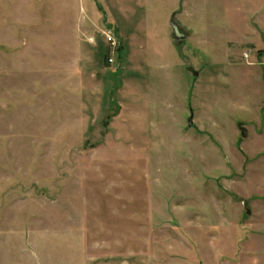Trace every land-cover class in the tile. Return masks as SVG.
Segmentation results:
<instances>
[{
    "label": "rangeland",
    "instance_id": "374dc122",
    "mask_svg": "<svg viewBox=\"0 0 264 264\" xmlns=\"http://www.w3.org/2000/svg\"><path fill=\"white\" fill-rule=\"evenodd\" d=\"M0 264H264V0H0Z\"/></svg>",
    "mask_w": 264,
    "mask_h": 264
},
{
    "label": "water",
    "instance_id": "95a60500",
    "mask_svg": "<svg viewBox=\"0 0 264 264\" xmlns=\"http://www.w3.org/2000/svg\"><path fill=\"white\" fill-rule=\"evenodd\" d=\"M170 23H171V26L173 27V34H174V38L176 40H183V39L187 38V36H188L187 33L182 32L180 30V27H179L178 23L175 21V15L172 16ZM189 125L190 126L192 125V118L189 121ZM242 136L243 137L247 136L246 128H242Z\"/></svg>",
    "mask_w": 264,
    "mask_h": 264
},
{
    "label": "built area",
    "instance_id": "2783aa9c",
    "mask_svg": "<svg viewBox=\"0 0 264 264\" xmlns=\"http://www.w3.org/2000/svg\"><path fill=\"white\" fill-rule=\"evenodd\" d=\"M105 34H106V36L108 38V41L111 42V43H113L114 45H116V42L114 40V37L112 36V31L111 30L106 31ZM111 62H114V60L111 59Z\"/></svg>",
    "mask_w": 264,
    "mask_h": 264
}]
</instances>
